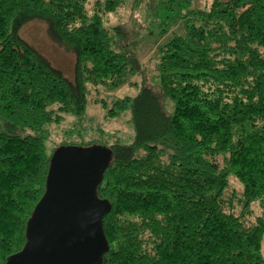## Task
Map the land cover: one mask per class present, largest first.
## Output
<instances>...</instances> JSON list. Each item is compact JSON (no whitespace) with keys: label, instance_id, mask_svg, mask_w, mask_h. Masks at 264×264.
<instances>
[{"label":"trees","instance_id":"obj_1","mask_svg":"<svg viewBox=\"0 0 264 264\" xmlns=\"http://www.w3.org/2000/svg\"><path fill=\"white\" fill-rule=\"evenodd\" d=\"M158 1L160 30L131 42L126 25L109 23L127 0H0V264L27 245L62 146L96 145L113 155L98 188L111 205L102 264H264L254 210L264 207V0ZM176 13L180 30L155 44L159 84L108 110L132 113L135 140H87L73 128L79 139L50 149L54 128L84 117L93 95L110 107L101 89L138 85L139 48L170 34ZM34 20L75 53L74 79L21 36Z\"/></svg>","mask_w":264,"mask_h":264},{"label":"water","instance_id":"obj_2","mask_svg":"<svg viewBox=\"0 0 264 264\" xmlns=\"http://www.w3.org/2000/svg\"><path fill=\"white\" fill-rule=\"evenodd\" d=\"M111 148L62 146L54 156L48 190L28 226L25 248L6 264H102L110 243L103 227L110 211L98 188Z\"/></svg>","mask_w":264,"mask_h":264},{"label":"rangeland","instance_id":"obj_3","mask_svg":"<svg viewBox=\"0 0 264 264\" xmlns=\"http://www.w3.org/2000/svg\"><path fill=\"white\" fill-rule=\"evenodd\" d=\"M210 2L211 0H193L190 7L198 6L204 8ZM164 11H166L165 8H163V5L158 0H127L125 8L110 16L109 23L110 26L117 24L126 25L131 36V42L140 39L145 40L151 36V29L160 30L158 27L161 21L165 19ZM172 20L170 34H167L165 37L157 35L154 38L152 36V38L150 37L148 39L149 42L145 41L139 48L144 67L142 74H139V76L133 79V82L138 83V85L123 86L116 91L101 89L102 92H100L99 97L110 102V107L106 108L102 103L93 102L95 96L93 95L89 102L88 112L84 117L66 115L67 120L60 127L54 128L50 141V149L57 148L64 140H68V138L70 140L79 139V136L74 138L68 137L69 135L67 133L73 130V128H77L76 133L78 135L82 134L87 140L120 137V140L127 144L135 140V127L131 121L132 113L130 111L125 112L115 118L109 116L108 110L112 106V101L117 100V98H124L128 95L137 96L143 84L148 87H151V84L155 86L159 84L157 77L158 59H156L155 44L165 42L175 30H180L182 24L178 14ZM21 36L31 45L38 48L46 58L52 61L55 67L63 70L70 80L75 78V66L77 62L75 53L70 50L68 51L52 39L49 35V25L46 21L34 20L33 22L25 24L21 31ZM166 109L170 113H175V102L172 99L167 100ZM103 133L107 137H102L101 135ZM98 143H105V141ZM233 185L241 190V185L236 180L233 182ZM254 210L264 216V207L262 208L260 204L255 205Z\"/></svg>","mask_w":264,"mask_h":264}]
</instances>
